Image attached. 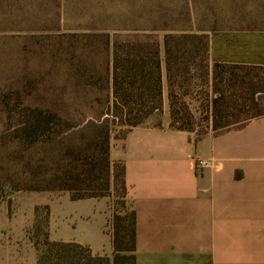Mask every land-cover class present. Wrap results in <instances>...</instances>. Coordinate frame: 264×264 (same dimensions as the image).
I'll use <instances>...</instances> for the list:
<instances>
[{"label": "trees", "instance_id": "1", "mask_svg": "<svg viewBox=\"0 0 264 264\" xmlns=\"http://www.w3.org/2000/svg\"><path fill=\"white\" fill-rule=\"evenodd\" d=\"M52 3L54 13L60 3ZM190 28L109 32L56 24L20 33L23 47L17 62L22 67L8 78L11 84L0 89V122L13 124L10 146L21 155L19 164L25 169L23 187L20 181L11 183L12 191L58 190L76 201L110 199L120 188L126 205L125 169L110 160L111 141L123 139L162 111L165 84L169 128L193 134L196 141L210 132L243 128L263 116L253 109L258 106L256 95L263 92L255 81L263 80L264 68L212 63L209 35L190 33ZM4 58L2 63L8 61ZM253 71L263 74L254 77ZM59 74L74 81L72 89L82 98L74 104L31 98L43 81ZM197 90L206 95L197 107L199 116L186 101ZM78 134L80 139L73 138ZM54 154H59L55 166L33 176ZM128 214L129 223L123 225L125 218L111 210L112 258L93 255L76 242L46 240L44 246L58 263L135 264V214Z\"/></svg>", "mask_w": 264, "mask_h": 264}, {"label": "crops", "instance_id": "2", "mask_svg": "<svg viewBox=\"0 0 264 264\" xmlns=\"http://www.w3.org/2000/svg\"><path fill=\"white\" fill-rule=\"evenodd\" d=\"M204 1L200 7L213 11L206 10L200 23L215 27L189 30L209 35V60L264 68V0ZM166 93L160 121L112 139L109 152L125 169L135 264H264V115L196 141L169 128ZM79 244L93 255H113L112 246ZM26 254L33 255L30 262ZM0 264H38L33 243L0 241Z\"/></svg>", "mask_w": 264, "mask_h": 264}, {"label": "rangeland", "instance_id": "3", "mask_svg": "<svg viewBox=\"0 0 264 264\" xmlns=\"http://www.w3.org/2000/svg\"><path fill=\"white\" fill-rule=\"evenodd\" d=\"M52 1H56V5L60 3V8L56 7L54 13ZM204 2V0H0V89L11 84L7 82L8 78H12L22 67L20 66L22 62H17L21 57L18 54L19 50L21 46L23 47V42L19 39L24 35L20 33H24L28 28L56 24L74 29L98 28L109 32L151 30L161 27L172 31L192 26L214 28L212 24L200 23L206 10L213 11L212 7H200ZM208 3L212 5L213 0H209ZM158 35L162 37V33L159 32ZM6 37L14 39L4 40ZM6 56L8 61L2 63ZM257 74L263 73L260 71L252 73L254 77ZM73 83L74 81L66 79L62 74L52 76L43 81L31 98L42 99L44 102L56 100L60 104L66 102L74 104L82 96L74 92ZM255 83V88L263 92L256 95L258 106L253 112L260 113L264 112V78L261 81L256 80ZM165 93L166 84L163 108L166 104ZM205 97L206 95L199 90L186 97V101L190 103L192 111L197 116L200 114L197 107L206 99ZM212 98L213 93L210 92L208 99ZM162 114L163 109L151 116L147 122L152 121V124L159 122ZM12 126V123L3 125L0 122V241L33 243L38 264H68L58 263L51 257L44 246L46 240L93 242L100 250H110L112 243L108 213L110 217L113 209L121 214L125 218L123 225H127L130 220L129 210L120 199L124 192L118 188L110 199L72 201L69 193L64 191H12L11 183L20 181L18 185L23 187L25 170L19 164L21 155L14 154L10 146ZM81 137L82 135L78 134L73 138L78 140ZM58 156L54 154L46 167L36 168L32 175L39 177L52 169ZM105 199L109 201L108 206ZM35 208H38L36 213ZM23 258L30 262L33 255L26 254ZM16 260L14 257L10 259L11 262Z\"/></svg>", "mask_w": 264, "mask_h": 264}, {"label": "built area", "instance_id": "4", "mask_svg": "<svg viewBox=\"0 0 264 264\" xmlns=\"http://www.w3.org/2000/svg\"><path fill=\"white\" fill-rule=\"evenodd\" d=\"M197 165H198L199 167H203V166H205V162H204V161H201V160H198V161H197Z\"/></svg>", "mask_w": 264, "mask_h": 264}]
</instances>
